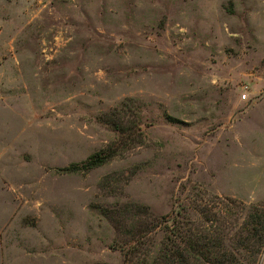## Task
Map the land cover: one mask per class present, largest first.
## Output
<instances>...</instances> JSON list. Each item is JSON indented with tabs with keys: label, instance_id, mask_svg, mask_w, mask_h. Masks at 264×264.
<instances>
[{
	"label": "rangeland",
	"instance_id": "obj_1",
	"mask_svg": "<svg viewBox=\"0 0 264 264\" xmlns=\"http://www.w3.org/2000/svg\"><path fill=\"white\" fill-rule=\"evenodd\" d=\"M224 200L264 202V0H0V264H122V209Z\"/></svg>",
	"mask_w": 264,
	"mask_h": 264
},
{
	"label": "trees",
	"instance_id": "obj_2",
	"mask_svg": "<svg viewBox=\"0 0 264 264\" xmlns=\"http://www.w3.org/2000/svg\"><path fill=\"white\" fill-rule=\"evenodd\" d=\"M117 123V122H116ZM115 131H119L114 125ZM122 134V132H119ZM102 150L84 163L65 171L91 170L115 156ZM233 210L205 206L195 221L176 213L152 217L142 206L122 209L118 215L131 218L114 222L120 232L111 249L123 253L122 264H242L253 261L264 249V202L247 209L233 200H224ZM235 209V210H234ZM237 209V211H236ZM109 214L103 210L102 216ZM107 217V216H106Z\"/></svg>",
	"mask_w": 264,
	"mask_h": 264
},
{
	"label": "built area",
	"instance_id": "obj_3",
	"mask_svg": "<svg viewBox=\"0 0 264 264\" xmlns=\"http://www.w3.org/2000/svg\"><path fill=\"white\" fill-rule=\"evenodd\" d=\"M246 99V95L245 94H242L241 96H240V101H244Z\"/></svg>",
	"mask_w": 264,
	"mask_h": 264
}]
</instances>
